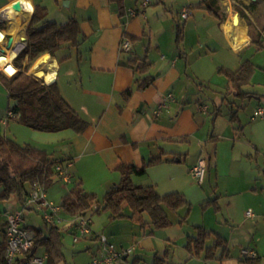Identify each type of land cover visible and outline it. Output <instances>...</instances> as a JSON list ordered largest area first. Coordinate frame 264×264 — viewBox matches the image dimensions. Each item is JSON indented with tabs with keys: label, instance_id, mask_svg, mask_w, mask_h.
Masks as SVG:
<instances>
[{
	"label": "crops",
	"instance_id": "1",
	"mask_svg": "<svg viewBox=\"0 0 264 264\" xmlns=\"http://www.w3.org/2000/svg\"><path fill=\"white\" fill-rule=\"evenodd\" d=\"M30 1L32 12L21 0H0V35L4 34L3 38L0 36V49L7 52L14 47V43L8 47L11 38L14 41L18 37L20 43L27 41L26 27L41 11L46 12L51 22L60 25L76 18L80 22L82 38L78 48L64 46L55 56L44 55L31 68V72L46 84L57 82L64 100L87 123L82 133L71 129L56 133L25 132L31 138L30 144L46 150L53 158L65 160L64 164H71L72 182L62 185L61 190L58 188L62 194L60 204L50 200L49 188L48 200L61 206L63 197L75 182H82L86 192L104 196L120 182L118 168L121 164L143 167L152 159L161 158V162L147 168L145 175L133 176V182L140 186H154L161 196L180 193L190 204V210L185 207L174 217L172 226L155 230L143 228L129 218L111 219L107 211L99 212L96 220L87 214L93 234L86 237L87 241L81 248L92 252L90 264L103 251L98 239L100 235L108 237L118 249L133 248V253L118 264H264V118H253L254 112L264 107V96L259 98L255 93L252 98H259L258 103L242 115L246 107L238 105L235 108L227 97L222 98L210 115L209 106L194 101L196 95L191 88L192 78L188 75L189 63L182 65V60L185 58L189 62V56L197 49L203 63L198 67L201 76L207 69L212 74L224 75L219 69L237 71L246 60L254 63L256 43L261 41L264 47V2L181 0L179 15L184 8L198 9L197 16L191 13L197 26L210 14L219 22L223 40V43L207 39L204 42L199 35L196 44L185 45L182 52L185 36L179 43L178 38L175 40V32H168V40L160 41V34L155 29V21L161 19L163 12L166 13V7L170 5L174 10L172 0H148L147 6H144L147 0H123L124 15H121L119 3L111 0ZM17 3L20 10H13L22 21L21 29L15 17L5 15L7 8ZM236 8L242 9L246 16L242 17ZM236 19L239 24H236ZM125 38L131 41L130 52L121 50ZM243 41L245 43L241 44ZM175 42L177 49H174ZM164 44H173L174 48L167 50ZM239 45L241 50H238ZM153 49L160 53L158 59H150ZM74 50L79 57L77 64L72 62ZM45 56L49 57L46 61ZM135 61L137 66L133 67ZM263 62L264 59H260L254 63L257 70H264ZM144 63L151 64V68L142 75L135 68ZM40 73L44 76L38 75ZM0 75L7 77L1 69ZM50 76L53 80L48 83ZM146 76L153 77L154 82L146 90L139 91L137 80ZM203 76L198 78L204 80L206 75ZM227 82L228 95L232 92V85L228 79ZM128 90H133V94L126 101L123 93ZM6 92L8 97L7 89ZM219 93L224 94V91ZM169 95H173L175 100L169 99ZM8 101L11 102L9 97ZM195 103L199 105L195 106ZM5 106L3 98L0 125L5 127V137L11 139L9 132H15L14 129L24 131L16 124L13 128L10 121L18 120L8 117L11 106L7 110ZM231 114L235 116L234 120H231ZM15 136L18 138L19 135ZM58 147L62 148L61 155L56 151ZM200 159L207 162L206 178L201 185L191 174ZM216 199V204L203 208L205 202ZM22 204L16 197L0 202V216L5 219L0 223V244L6 240L7 213L22 207ZM191 205L199 206L207 213L213 211L214 224L209 225L205 215L193 219ZM1 206L5 210L3 214ZM125 213L130 212L125 210ZM58 217L61 222L49 225L61 232L58 226L66 222V230L76 233L75 217L67 216L62 210ZM24 218L25 226L34 233L42 230L44 235H48L46 227L29 225L26 213ZM184 218L187 221L181 223ZM197 227L213 233L207 241L208 248L213 247L218 235L226 240V251L221 248L209 259L206 252L201 256L192 255L187 246L192 238L197 237ZM212 239L214 243L210 246L208 243ZM237 247H240L239 253H236ZM244 249L254 250L258 258L244 257ZM47 261L48 257L43 264Z\"/></svg>",
	"mask_w": 264,
	"mask_h": 264
},
{
	"label": "trees",
	"instance_id": "2",
	"mask_svg": "<svg viewBox=\"0 0 264 264\" xmlns=\"http://www.w3.org/2000/svg\"><path fill=\"white\" fill-rule=\"evenodd\" d=\"M120 5L121 15L125 14L123 0H111ZM264 2V0H261ZM242 17L245 12L236 8ZM178 39L180 43L183 28L178 25ZM27 46L14 59L13 64L18 71L12 77L1 76L8 91L10 101L14 102L11 110L14 119L36 131L56 133L64 130H73L82 133L87 123L69 106L61 95L57 82L46 84L44 80L35 75H29L33 63L46 54L55 56L64 46L78 48L82 42L80 22L71 18L66 24L51 22L45 11L35 14L26 27ZM263 43L258 41L257 48ZM28 61L24 66V62ZM137 66V61L132 63ZM151 64L144 63L135 70L142 75L149 72ZM257 66L249 60L242 63L237 71L219 69L237 91L236 95L242 99H250L256 94L245 92L243 88L251 83ZM154 82L153 77L146 76L137 80L138 90L144 91ZM133 94V90L123 93L126 101ZM235 116L231 114V120ZM162 159H152L143 167L121 164L118 168L121 174L120 182L111 187L102 200L95 193L86 192L82 182H75L68 193L63 197L61 210L69 217L86 216L90 211L99 213L107 211L111 219L129 218L139 223L143 228L164 229L173 225L174 217L183 208L190 210V204L184 195L172 193L161 196L154 186H140L133 182V176H143L150 165L161 162ZM65 160L53 158L46 150L31 144H20L12 139L0 135V202H8L16 197L24 203L29 195V189L34 184L42 185L46 190L53 185L57 176L56 167L64 164ZM32 190V189H31ZM217 203L205 202L206 209ZM129 209V214L125 213ZM187 221V218L181 223ZM48 235L42 230L35 233V245L32 255L36 250L45 246L49 254L48 261L54 262V257L60 250V231L46 223ZM197 237L192 238L187 246L188 251L194 256H201L206 252L207 259L214 257L217 250L224 248L226 240L216 235L212 248L206 246L213 233L202 228H196ZM7 242L0 244V264H7Z\"/></svg>",
	"mask_w": 264,
	"mask_h": 264
},
{
	"label": "rangeland",
	"instance_id": "3",
	"mask_svg": "<svg viewBox=\"0 0 264 264\" xmlns=\"http://www.w3.org/2000/svg\"><path fill=\"white\" fill-rule=\"evenodd\" d=\"M181 0H172L171 2L173 3V5L175 6L174 10H172V7L170 5H168L166 7V13L163 12L161 19H158L155 21V29L159 32L160 34V41H164L165 39L168 40L167 33L170 32H175V40L178 38V25H181L182 28H184V34L182 37L185 36V41L184 44L182 45V52L185 51L184 50V46L185 45H189V44H196L197 40H198V36L200 35L202 38L201 40L205 42V40L207 39L208 41H214L216 43H223L222 40V32L219 28V22H217V20L211 16L210 14H207V18L203 19L202 21H200L197 26L195 25V16H189V20H183L181 18V15H179L177 13V11H180V7L181 4H179ZM64 6V3L62 4ZM155 5V4H154ZM165 10V7H162ZM191 13H196L195 15L197 16V14L199 13L198 9H191L190 10ZM180 13V12H179ZM212 38V39H211ZM211 39V40H210ZM166 44V43H165ZM164 47L167 50H170L173 47V44H168L165 45ZM175 47V48H174ZM174 49L176 48V42L174 43ZM258 50L259 53L257 52ZM255 52V57L253 58L254 63L258 62L260 59H264V47L261 48H255L254 49ZM177 53L179 54V51H177ZM186 53L189 56V52L188 50H186ZM160 53L156 50L153 49L151 51V53L149 54L150 59H158ZM72 55L73 57V63L77 64L78 62V54L77 51L74 50ZM148 55V54H147ZM43 57V56H42ZM41 57V58H42ZM39 58V59H41ZM38 59V60H39ZM37 60V61H38ZM14 61V60H13ZM36 61V62H37ZM27 61H25L24 63H26ZM34 62L32 67L34 66V64L36 63ZM71 62V61H69ZM187 63H189L188 66V75L192 78L191 80V88L192 91L195 93L196 95V99L194 100L195 102L198 101L203 105H207L211 108V114L212 115L214 113V111L218 108L219 106V102L222 101V98H228L227 100L229 101L230 105H235V108L239 106L242 107H246L244 110H242L241 115L244 113V111H247V113L249 112L248 110L253 108L256 103H258V99L259 98H263L264 96V70H257V72L254 74L251 83L248 86H245L243 88L244 91L250 93V94H255L257 93V98L256 99H242L241 97H237V95L234 94V91H237V89L234 86H231V93L230 94H226L227 89L229 88L228 86V82L227 79L225 78L224 75H219V74H212L209 69L206 70L205 74L206 78L199 79L200 77H204L203 75L201 76L200 72H198V67L202 66L203 63L202 61H200L199 58V51L198 49L195 50V52H193L192 55L189 56V62L187 59L184 58V60H182V65H186ZM264 63V62H263ZM27 64H24V66H26ZM258 65V64H257ZM31 67V68H32ZM31 68L29 69L28 74L29 75H35V73L31 72ZM2 71V70H1ZM18 71V69H17ZM198 75V77L196 76ZM7 77H12L7 75ZM186 80H188L187 76L185 75L184 77ZM201 85H203V87H201ZM220 91H224L223 93H219ZM3 98L6 101V106H5V110L8 109L9 106L14 105V102L8 101V97H7V92H6V87L5 84L0 81V103H2ZM243 104V105H242ZM199 104L195 103V106H197ZM237 105V106H236ZM226 111L227 108L224 106L223 107ZM230 108L232 109V107L230 106ZM229 108V109H230ZM6 114V113H5ZM201 115V114H200ZM1 119V116H0ZM10 124L13 125V128H16V125H18L19 127L23 128L24 132H19L16 129H14L15 132H9L10 135L12 136L11 139H15L14 141H18V143H25V144H30V137L28 135V133L25 134V132H31L33 129L21 124L18 121H10ZM16 124V125H15ZM10 125V126H11ZM1 130L3 131L2 136L5 137V127H3L2 125H0ZM15 135H19L17 136L18 138H16ZM16 141V142H17ZM32 145V144H31ZM61 149L60 147H58V149H56V151L58 152V154L61 155ZM64 185V183L58 178L56 177L55 183L54 185H52L51 187H49L50 191V200L55 201V203L58 205L61 202V192H59L58 188H60L61 190V186ZM207 185V184H206ZM65 187V186H64ZM63 193V192H62ZM56 196V197H54ZM104 196H99V200H102ZM192 206V217L193 219L198 217L201 218L205 215V217L207 218L209 225H213V221L215 217H212L214 215L213 211H210L209 213H207L206 211H203L201 209V207L199 206ZM11 208V207H9ZM21 208V207H20ZM1 210L2 213H4V208L3 206H1ZM126 211H129V209L127 208ZM103 212V211H101ZM26 216H27V222L29 225L34 226L36 228H44L46 227V222L44 220V216L41 213H34L32 211L26 210L25 211ZM98 213H93V212H89L88 216L91 218H97ZM5 219L2 218L0 216V223H2ZM194 221H198V220H194ZM210 221H212L210 223ZM66 222L62 223L61 225H59L58 227L61 229V235H60V242H61V247L59 252L57 253V255L54 257V262H46L45 264H90L91 261V257H92V252L89 253L88 250L81 248L83 243L87 241L86 238H80L78 243H75L74 238L76 236V233H72V232H68L66 230ZM226 228V227H225ZM2 241L1 235H0V242ZM264 241V240H263ZM213 239L211 240V242L208 243L211 244L210 246L213 245ZM96 245V244H95ZM95 251V247L93 248ZM92 249V251H93ZM240 252V247H237L236 249V253ZM95 253V252H94ZM98 255H100V252L98 253ZM36 256L39 258H45L48 257V252H46V247L45 246H41L38 248ZM262 259H263V255H262ZM261 259V260H262ZM257 264V263H256Z\"/></svg>",
	"mask_w": 264,
	"mask_h": 264
},
{
	"label": "built area",
	"instance_id": "4",
	"mask_svg": "<svg viewBox=\"0 0 264 264\" xmlns=\"http://www.w3.org/2000/svg\"><path fill=\"white\" fill-rule=\"evenodd\" d=\"M148 0L144 2V6L148 5ZM135 14L134 11L131 13ZM181 18L187 20L191 15L190 9L184 8L181 13ZM27 46L26 41L21 42L22 52ZM132 49L131 41L125 38L121 45L123 52H130ZM169 99L175 100L173 95H169ZM165 105V104H164ZM15 114L11 110L8 112V117L14 118ZM253 118H264V107H259L253 115ZM71 164H61L56 167L58 178H60L64 184L69 185L72 182V174L70 172ZM192 176L198 182L203 184L207 174V162L204 159H200L198 163L191 170ZM32 209L34 211L43 213L44 219L48 224H55L61 222V219L57 216L61 211L60 206H57L47 198V190L40 184H34L29 195L25 198L21 208L15 209L7 213L6 215V260L7 264H43L47 257L39 258L36 255H32V250L35 245V233L25 226L24 213L26 210ZM251 212H249V215ZM76 218V236L75 242H78L80 238H86L93 234L91 228V220L86 216H77ZM101 245L102 252L99 256H95L91 264H118L125 256L133 253V248L118 249L115 244L110 243L108 237L100 235L98 237ZM242 254L246 258L257 259L258 254L254 250L244 249Z\"/></svg>",
	"mask_w": 264,
	"mask_h": 264
},
{
	"label": "bare ground",
	"instance_id": "5",
	"mask_svg": "<svg viewBox=\"0 0 264 264\" xmlns=\"http://www.w3.org/2000/svg\"><path fill=\"white\" fill-rule=\"evenodd\" d=\"M21 2L25 5V7L32 12L33 6L30 0H21ZM15 11L13 10V5L9 6L5 12V15L8 17H15V20L17 22V25L22 28V21L20 22V19L15 15ZM236 24H239V20L236 19ZM244 35V34H243ZM242 35V36H243ZM1 38L4 37V34L1 33ZM246 41V39H245ZM245 41L241 42V44L245 43ZM14 47H12L9 51L6 53H0V69L7 75L13 76L17 72V68L13 64V60L18 56L19 51L21 50V43L19 41V38H15L14 41ZM241 45L238 46V50H241ZM49 57L45 56L44 60L46 61ZM40 63V62H39ZM38 63V64H39ZM34 71V70H33ZM40 76H44L43 73L38 74ZM53 80V76H50L47 78V82L51 83Z\"/></svg>",
	"mask_w": 264,
	"mask_h": 264
},
{
	"label": "water",
	"instance_id": "6",
	"mask_svg": "<svg viewBox=\"0 0 264 264\" xmlns=\"http://www.w3.org/2000/svg\"><path fill=\"white\" fill-rule=\"evenodd\" d=\"M13 8L16 9V10H20L21 6H20L19 3H17V4H15V5L13 6ZM24 41H25V40H24ZM12 44H13V38H11V39L9 40L8 47H9V48L12 47ZM0 53H6V50H5V49H0ZM18 54H19V53H18Z\"/></svg>",
	"mask_w": 264,
	"mask_h": 264
}]
</instances>
